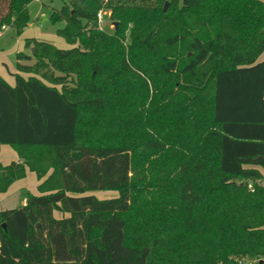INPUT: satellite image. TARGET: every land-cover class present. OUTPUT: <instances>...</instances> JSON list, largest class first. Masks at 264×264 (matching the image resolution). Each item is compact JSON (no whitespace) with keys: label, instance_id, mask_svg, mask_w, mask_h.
Wrapping results in <instances>:
<instances>
[{"label":"trees","instance_id":"16d2710c","mask_svg":"<svg viewBox=\"0 0 264 264\" xmlns=\"http://www.w3.org/2000/svg\"><path fill=\"white\" fill-rule=\"evenodd\" d=\"M30 1L0 0V33H22ZM51 21L73 47L27 39L15 85L0 75V146L20 157L0 192L44 179L0 211V264H261L264 186L248 192L262 176L245 166L264 169V0H71Z\"/></svg>","mask_w":264,"mask_h":264},{"label":"rangeland","instance_id":"374dc122","mask_svg":"<svg viewBox=\"0 0 264 264\" xmlns=\"http://www.w3.org/2000/svg\"><path fill=\"white\" fill-rule=\"evenodd\" d=\"M71 0H31L28 5L30 21L28 25L24 28L22 33H18L14 27L5 28L0 33V73L4 75L5 78H10V73L17 71V54L24 53L28 55H32L33 48H29L26 46L27 39H36L40 41H45L53 44L57 48L67 49L73 47L66 43V41L59 37L57 34L58 29L63 28L65 26L64 21L57 22L53 24L51 21V11L52 10H60L63 6L69 5ZM169 5V2H166ZM168 7V6H167ZM102 12L103 20L102 22L97 23V26L100 30L106 31L109 35L113 36L116 31L115 21L113 17H111V11L108 9H101L98 13ZM98 19V15H97ZM130 31L127 32L126 40H124V46L126 47L130 43ZM35 59L30 62H26L28 65H33L35 63ZM69 87H73L74 83H69ZM150 91H152V83L149 82ZM60 87V86H59ZM75 87V86H74ZM154 95V94H153ZM152 95V96H153ZM154 103L150 102L146 103L145 106V114L147 118L155 117L157 119V124L154 126L148 127L147 131L154 133L156 130V125H158L159 120V110L154 107ZM111 118L110 115L107 117ZM148 118V119H149ZM110 121V120H109ZM103 128H99L97 130L89 132L90 137H98L104 134L109 127H111L110 123L105 124ZM141 126L134 122V128L139 129ZM158 155L153 157V160H157ZM260 179H249L252 181L253 187L250 189L247 188L248 192H253L254 187L256 186H264V175L261 173ZM248 180V179H247ZM20 181V182H19ZM240 180H237L238 183ZM19 182V183H17ZM17 183L16 185H13ZM12 184V188H8V190H12L9 197H5L4 200L0 201V209L4 207L5 204L9 209L16 208L20 205V202L25 200L23 196L20 195V186L22 189L29 191L33 194H39L40 190L38 188L40 180L38 179L36 173L34 172H26L24 178L15 181ZM7 190V191H8ZM6 191V192H7ZM4 192V193H6ZM10 192V191H9ZM96 195L99 198H109L118 195V191H97ZM246 260V264H256V260H250L248 258H239L236 257L234 260Z\"/></svg>","mask_w":264,"mask_h":264},{"label":"crops","instance_id":"0c3cea01","mask_svg":"<svg viewBox=\"0 0 264 264\" xmlns=\"http://www.w3.org/2000/svg\"><path fill=\"white\" fill-rule=\"evenodd\" d=\"M264 60V53H262V55L259 57V59H258V61H263ZM16 72H18V71H15V72H10L9 71V73H10V78H5L4 77V75H2L1 73H0V75L11 85V86H14L15 85V77L13 76V74L14 73H16ZM22 75L24 76V77H28L29 76V74H25V73H22ZM19 159H20V157H19V155H18V153L10 146V145H7V144H3V145H1L0 146V163L3 165V166H7V165H9L11 162H18L19 161ZM246 168H249V169H256V170H258L260 173H262L263 175H264V169L261 167V166H258V165H246L245 166ZM27 172H31L29 169H27ZM20 180V179H19ZM44 179H42V180H40V183L43 181ZM18 181V180H17ZM20 182V181H19ZM19 182H17V183H19ZM17 183H14L13 185H16ZM40 183H39V185H40ZM10 189H13L12 188V185H11V187H10ZM8 190L6 193H1L0 192V201L1 200H4L5 199V197H9V195L11 194V193H13V192H11L12 190ZM10 191V192H9ZM22 192H26V190L25 189H22V187L20 186V195L22 196ZM29 192V191H28ZM31 193V192H30ZM33 194V193H32ZM41 193H39V194H35V195H40ZM95 194H96V192H95ZM117 196V195H116ZM26 204V199L25 200H23V201H21L20 202V205L18 206V207H21V206H23V205H25ZM7 205L5 204V206L4 207H1L2 209H0V211H3V210H9V208L8 207H6ZM18 207H16V208H18ZM14 209V208H13ZM54 215H55V217H57V218H61V217H63V214L62 213H60V212H55L54 213ZM66 216H68V214L66 215Z\"/></svg>","mask_w":264,"mask_h":264},{"label":"built area","instance_id":"2783aa9c","mask_svg":"<svg viewBox=\"0 0 264 264\" xmlns=\"http://www.w3.org/2000/svg\"><path fill=\"white\" fill-rule=\"evenodd\" d=\"M102 20H103V14H102V12H100V13H98V21L102 22ZM248 187L251 189L253 187V185L250 183ZM239 264H246V263L243 261H239Z\"/></svg>","mask_w":264,"mask_h":264},{"label":"water","instance_id":"95a60500","mask_svg":"<svg viewBox=\"0 0 264 264\" xmlns=\"http://www.w3.org/2000/svg\"><path fill=\"white\" fill-rule=\"evenodd\" d=\"M167 6H168V4H165V7H164L165 10H166ZM115 26H116V28L118 27V22H115ZM33 52H34V48H33ZM2 227L6 228V225L3 224ZM260 263L263 264L264 263V259H261Z\"/></svg>","mask_w":264,"mask_h":264}]
</instances>
